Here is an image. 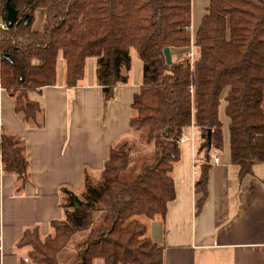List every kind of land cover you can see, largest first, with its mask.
I'll return each mask as SVG.
<instances>
[{
	"label": "trees",
	"instance_id": "16d2710c",
	"mask_svg": "<svg viewBox=\"0 0 264 264\" xmlns=\"http://www.w3.org/2000/svg\"><path fill=\"white\" fill-rule=\"evenodd\" d=\"M6 3L0 0L3 17ZM10 3L19 21L0 32V86L27 125L41 111L31 94L59 83L60 61L63 84L76 87L86 77L88 60L96 59V84L105 100L129 82L133 60L142 62L130 120L138 141L115 142L99 180L86 168L82 192L61 189L63 217L50 222L47 236L39 226L23 232L17 243L27 249L22 264H61L60 255L76 234L81 238L69 264H164V244L151 238L140 217L164 218L175 199L174 169L185 130L195 129L198 212L209 197L212 155L224 149L223 99L230 159L240 179L264 162V0H210L194 33L192 0ZM38 12L42 29L34 28ZM0 162L23 189L30 176L25 139L1 125Z\"/></svg>",
	"mask_w": 264,
	"mask_h": 264
},
{
	"label": "crops",
	"instance_id": "0c3cea01",
	"mask_svg": "<svg viewBox=\"0 0 264 264\" xmlns=\"http://www.w3.org/2000/svg\"><path fill=\"white\" fill-rule=\"evenodd\" d=\"M203 2L191 3V23L192 8L201 19L205 15L201 6L208 7L210 0ZM2 18L0 11V22ZM135 62L129 82L118 85L110 100L96 84V59L88 60L86 77L76 87L63 84L61 62L59 83L31 94L41 103V111L28 125L15 111L11 94L0 86V125L5 133L25 139L30 174L19 190L16 176L5 173L0 162V264H19L17 243L27 228L39 226L41 233L51 232L50 222L64 215L59 189L81 182L86 168L102 169L110 147L130 133L131 105L142 84V63ZM226 104L223 99L221 121ZM223 125L224 149L218 154L220 162L213 163L209 197L200 212L195 129L191 126L184 132L176 197L166 216L149 225L151 238L165 246L164 264H264V162L255 164L253 173L241 180L230 159L229 122L228 136Z\"/></svg>",
	"mask_w": 264,
	"mask_h": 264
},
{
	"label": "rangeland",
	"instance_id": "374dc122",
	"mask_svg": "<svg viewBox=\"0 0 264 264\" xmlns=\"http://www.w3.org/2000/svg\"><path fill=\"white\" fill-rule=\"evenodd\" d=\"M197 2V1H199V0H192V6H193V4H194V2ZM205 3H208V0H204V2H203V5L205 4ZM207 5H209V4H207ZM206 5L203 7V6H201V8L203 9V11L205 10H207L206 9ZM198 13H199V5H198ZM202 13H204V12H202ZM43 13L42 12H38L37 13V20H36V22H35V24H34V28H36V29H42L43 28ZM200 22H201V16L199 17L198 15H195L194 14V9L192 8V25H193V27H195L194 29H193V31L194 30H196L197 29V27H198V25L200 24ZM136 60H139V59H134L133 60V67L134 68H136V66H135V64H136ZM140 61V60H139ZM62 61H60V63H61ZM141 62V61H140ZM142 63V62H141ZM59 68H60V65H59ZM134 68H132L131 69V72H132V74H133V72H134ZM222 121H224V123H225V131H226V134H227V136H228V122H229V119H228V117L227 116H225L224 114H223V116H222ZM223 123V124H224ZM121 137H123L122 139H125V140H123V141H127V142H130V143H134L135 141H138V137L136 136V135H134L133 133H127V134H125V135H123V136H121ZM120 137V138H121ZM119 138V139H120ZM119 139H117L116 140V142L117 141H119ZM182 150H183V146H182ZM183 162V157H182V155H181V158H180V160L175 164V169H174V178L176 179V181L178 182V178H177V173H176V170H177V167L181 164ZM198 169H199V166L197 165V166H194V175L196 176V173L198 172ZM101 170L102 169H97V168H89V172H90V175H91V177L95 180V181H97V180H99L100 178H101ZM180 180L182 181L183 180V176L182 175H180ZM60 186H62V185H60ZM83 186H84V182H83V176H81V182H71V183H67V184H65V186H63V187H61L59 190H60V192H61V189L62 188H65L66 190H73V191H75L76 193H80V192H82V190H83ZM97 217H98V215H96ZM140 220L141 221H143L144 223H147L148 224V227H149V225H151V219H148V218H146V217H140ZM96 224H97V220H96V222H95ZM50 234V232L48 233H46V234H44V232H42V235L43 236H47V235H49ZM81 238V236L79 235V234H76L75 235V237L71 240V242L67 245V247L65 248V250L63 251V253L60 255V257H59V260H60V263L61 264H69V261H70V259L72 258V256H73V254H74V252H75V246H76V244L78 243V241H79V239ZM18 250H19V252H18V254H19V257L22 259V258H25L26 256H27V249L26 248H22V249H19L18 248ZM19 264H22V261H19ZM96 264H102V262H101V260H97L96 261Z\"/></svg>",
	"mask_w": 264,
	"mask_h": 264
},
{
	"label": "water",
	"instance_id": "95a60500",
	"mask_svg": "<svg viewBox=\"0 0 264 264\" xmlns=\"http://www.w3.org/2000/svg\"><path fill=\"white\" fill-rule=\"evenodd\" d=\"M6 9H7V14L2 18V20L6 23L7 28H12L19 21L18 12L11 5L10 0H7ZM29 17L30 16L27 15L24 18V23L28 22ZM164 54H165L167 63L172 64L173 59H172V54H171L170 48L166 47L164 50ZM210 133L211 132H209V135H210Z\"/></svg>",
	"mask_w": 264,
	"mask_h": 264
},
{
	"label": "built area",
	"instance_id": "2783aa9c",
	"mask_svg": "<svg viewBox=\"0 0 264 264\" xmlns=\"http://www.w3.org/2000/svg\"><path fill=\"white\" fill-rule=\"evenodd\" d=\"M4 29H7V25H6V23L2 20V21L0 22V30L2 31V30H4ZM184 141H185V140H184V138L182 137L181 140H180V142L182 143V142H184ZM219 162H220L219 155H218V154L214 155V156H213V163H214V164H218ZM25 261H28V259L26 258Z\"/></svg>",
	"mask_w": 264,
	"mask_h": 264
}]
</instances>
